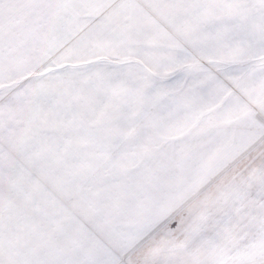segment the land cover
<instances>
[{
    "label": "snow or ice",
    "instance_id": "1",
    "mask_svg": "<svg viewBox=\"0 0 264 264\" xmlns=\"http://www.w3.org/2000/svg\"><path fill=\"white\" fill-rule=\"evenodd\" d=\"M0 264H264V0H0Z\"/></svg>",
    "mask_w": 264,
    "mask_h": 264
}]
</instances>
